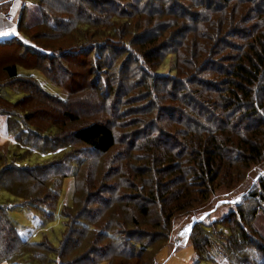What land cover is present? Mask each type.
Here are the masks:
<instances>
[{"label": "trees", "instance_id": "1", "mask_svg": "<svg viewBox=\"0 0 264 264\" xmlns=\"http://www.w3.org/2000/svg\"><path fill=\"white\" fill-rule=\"evenodd\" d=\"M85 1L24 0L17 21V39L0 42V49H6L0 55L21 51L24 56L33 58V61H26L27 66L12 61L11 56L0 58L3 59L0 61V86L20 85L24 93L15 102L0 93V114L9 117L7 128L13 139L10 150L0 149V190L14 198L33 202L35 207L45 210L46 215H52L56 210V195L62 190V185L59 188L56 184L58 176L54 172L59 171L63 182L74 163L81 169L89 162L92 156L88 155V159L86 153L107 155L120 137L115 126L87 122L73 112L71 104H80L81 96H76L74 102L59 98L56 110L50 108L46 101L48 93L42 85L24 78L19 68L42 72L52 80L54 70L66 71L69 75L66 63L73 67L81 63L77 74L70 75L82 80L95 78V82L91 88L86 84L77 91L83 94L99 91L91 100L90 94L85 96V103L108 109L112 107L109 93L114 95L117 92L110 86L113 79L104 77L107 75L105 71L108 68L111 71L115 63L121 61V70L129 80L126 81L128 85L125 82L127 87L121 83L118 89L128 91L130 88V91L140 92L134 98L146 97L151 104L148 109L149 113L152 112L151 122L139 135L140 149L147 156H129L127 160L134 158L136 164L131 166L125 162L115 167L105 179L107 181L113 175L110 187L101 184L95 192L88 191L89 186L84 187L87 197L83 205L80 203L83 199L75 198L74 191V200L77 199L74 208L79 209L65 216L73 220L76 227L71 225L72 228L64 234V241L54 252L36 251L41 243L31 244L29 239H22L14 224L0 220V264H35L29 260L21 262V253L14 247L17 244L25 245L28 252L23 251V254L42 260L41 264H54L56 258H51L54 255L57 260L65 259L68 264H91V255L100 251L103 244L109 246L111 241L112 253L121 259L119 264H157V252L149 260L148 257L158 239L166 242L171 238L176 218L192 216L201 219L207 213L208 217L194 225L189 237L200 263H211L209 253L215 237H211L207 229L225 225L229 243H223L231 258H238L241 264H264V229L253 221L260 215L264 217V175L255 187L250 185L251 188L248 186L244 190L240 203L244 202L245 206L235 205L220 220L214 218L216 212L210 213L221 200L212 203L223 186L221 182L236 176L240 178L241 173L235 169L232 172L234 165L241 163L248 170L262 166L264 0H223V6L214 0H207L208 3L206 0H89L92 4L110 8L101 10L98 17L93 14L92 19L86 14L89 3ZM154 5H157L156 9ZM155 10L158 14L154 13ZM225 10L230 11V17L224 15ZM144 15V21L149 17L147 23H138L137 17ZM87 20H91L89 25L82 23ZM78 33L81 34L79 38L75 36ZM66 37L74 41L68 42ZM233 37L235 42H232ZM190 46L194 51L187 52ZM234 51L238 54H233ZM170 54L175 55L177 62L166 75L154 67ZM161 75L164 82L160 86ZM182 87L185 89L183 93ZM164 101L169 104L165 106ZM154 108H159L156 115L152 111ZM165 113L169 120L158 126ZM37 116H42L43 120V116L46 117L47 123L39 122ZM164 125L174 131L180 126L178 137L171 132L162 135ZM65 132L74 137L76 145L81 146L80 150L70 153L73 145L65 143L68 134L65 139L63 135L58 137ZM161 135L171 140L179 139L177 143L182 150L172 154L173 145L164 149ZM62 143H65L63 147ZM129 145L133 146V143ZM127 149L131 148L128 146ZM42 151L54 157L52 162L60 154L62 158L58 170L57 164L52 165L39 176L36 169L41 164H35L32 156L42 154ZM138 161L145 162L144 166H138ZM183 161L187 167L182 165ZM162 167L169 171L166 176L160 172ZM14 171L36 173L23 177L26 184L24 195L19 193L22 189L17 187L12 176ZM80 176L79 179L83 180ZM235 184L228 188L230 192H235L241 185ZM122 189L123 195L120 193ZM91 203L97 209L88 213L85 209ZM101 206L106 208L99 209ZM4 207L0 205L2 214ZM120 213H123L122 217ZM85 214L90 216L83 217ZM94 230H99L100 234L90 237ZM41 252L43 256L35 255H41ZM109 258L104 261L114 264Z\"/></svg>", "mask_w": 264, "mask_h": 264}, {"label": "rangeland", "instance_id": "2", "mask_svg": "<svg viewBox=\"0 0 264 264\" xmlns=\"http://www.w3.org/2000/svg\"><path fill=\"white\" fill-rule=\"evenodd\" d=\"M35 1V0H34ZM218 2V5H222V1L223 0H214ZM86 3H89V6H87L86 10L89 11L86 14L90 16V19H92V16L94 14V16H100V12L101 10L104 11H108L110 8L104 7L103 6H98L97 4H92L91 1L86 0ZM206 3L207 0H206ZM157 6V5H156ZM154 5L153 8L156 7ZM213 6V5H212ZM101 8V9H100ZM240 9L242 7H239ZM156 9V8H155ZM162 10V9H161ZM227 10H229V8H227ZM226 11V10H225ZM157 10L154 11V13H156ZM160 12V9L158 11V13ZM153 13V14H154ZM156 13V14H158ZM230 11H226V13H224V15H228L229 17L231 16V14H229ZM155 14V15H156ZM145 16H141V17H137V22L138 23H142L144 22L145 24L147 23V19L144 21L143 19H145ZM240 16V15H239ZM139 18V19H138ZM143 18V19H142ZM200 18V17H198ZM197 20V18H196ZM228 19H226L227 21ZM91 20H87L86 22H82L83 24L89 25ZM75 28V27H74ZM76 30V29H74ZM83 32V31H82ZM84 33V32H83ZM76 37H80L81 34H76ZM17 39V38H16ZM68 42H73L74 39L71 37H66ZM61 40V39H60ZM66 41V40H64ZM232 42H235V39L233 37ZM189 46L188 45V41H186L185 43V47ZM6 48V47H4ZM189 50H186L187 52L190 51H194V47L190 46L188 47ZM6 49L1 50L0 49V53L4 52ZM184 53H186L184 51ZM233 54H238L236 51L232 52ZM118 53H116L115 56H117ZM9 56H11V60L12 61H18L21 64L26 65V61L30 60L33 61V58L31 57V55H28V57L24 56V54L21 51H18L17 53H7V54H2L0 55V58H9ZM81 56V55H79ZM83 56V55H82ZM80 58V57H78ZM180 58V57H179ZM3 59H1L0 61H2ZM163 59V58H162ZM159 60V62L161 61V63H156V69H159V72H163V74H169L171 69L174 67V65L177 62V58H175L174 54H170L167 55L163 60ZM218 62V61H217ZM56 63L59 66V61H56ZM219 63H222L221 61H219ZM13 64V63H12ZM81 63L75 64V66L77 67H73V65H70L69 63H66L67 69H68V73L69 75H67L64 71H56V70H52L53 74L51 75V79L47 78L45 76L44 73L42 72H37V71H29L26 70L24 68H19V72H21L22 76L24 78H30L33 82H37L40 85H42L43 89L48 93V95L46 96V101H47V105L56 110V101H59V98L62 100H69V101H73V99L76 98V96L79 98V96L82 97V99L79 100L78 105L75 104H71L72 110L74 113H77L81 116V118L87 122H102L105 123L107 125H111V126H115V131H117L118 133H120V137L118 138V141L115 145V148L107 155L102 154L103 156H101L100 154H94V153H86V156H92L89 159V162L87 161V163L85 165H83V167L81 169H79V166H77L76 163H74L73 168H69V174L63 182H61V176L58 175L59 171H55L54 175H57L58 177H56V184L57 186L60 188L62 185V190L60 195H56V210L54 212H52V215H46V211L42 210L40 207H35L33 202H26L22 199H17L14 198V196H12L11 194L7 193L4 190H0V205L5 206L4 210V214L0 213V220L2 221V223H12L14 224V226L16 227L17 231H18V235L22 238V239H29L31 244H39L41 243V247H36V251L40 250V251H48V253H50L51 251L54 252L57 248H59V246L62 244V242L64 241V234L68 233V231L74 226V221L67 218V215L73 211L76 213L77 210L79 208H74V206L76 205V200H74V191L76 192V196L75 198H78L81 200L83 199L80 203L81 205H83V203H85V199L87 197V195L84 194V187L89 186L88 191H93L95 192L97 189L100 188V185L102 184L103 187L105 185H107V187L111 186L114 179H113V175L112 177L109 179H107V181H105V179L108 177L109 173H112L114 170V168L119 167L120 164H124L125 162H127L129 165H134L136 164V161L134 158H131L130 160H127V158L129 156H138V154H140L141 157H146L147 154L146 152H143L140 149V134L145 130V127L151 122V119H149L150 115L152 114L149 113L148 109L149 107H151L150 101L149 99H147L146 97H143V99L140 100V98L142 97H135L137 96L140 92L137 91H130V88L128 89V91L126 89H118L119 85L122 83L125 85V82L129 79H125L126 77V73H124V70H121V61L115 63V66L112 68V70L110 71V69H106V74L104 75V77H107L110 81V86L112 85L115 89H116V94H111L109 93V97L111 99L112 102V107H108V109L105 106H100L98 104L95 103H85V96L87 97V95L90 94L89 96V100H91L93 97L96 96L95 93H100L99 91H95V93H87V94H83L81 92L77 91V88H81L82 86H85L86 84L90 85L88 86L89 88H91V85L95 82V78H91L88 77V80H82L81 78H77L74 77L70 74H77V72L80 70L79 67L81 68ZM208 66V65H207ZM228 66V63L225 65ZM107 67V65L105 66ZM105 69V68H104ZM103 69V70H104ZM128 71V69L126 70ZM132 73V71H131ZM207 76V75H205ZM150 77V76H149ZM162 75L159 78L158 84L161 86L164 82L163 78H161ZM131 78V77H130ZM155 79L157 80L158 77L155 76ZM134 80V79H133ZM150 80V79H149ZM25 81H29V79H25ZM127 84V82H126ZM128 85V84H127ZM110 86L108 88H110ZM127 87V86H126ZM107 88V89H108ZM181 87L178 88V91ZM182 93L185 90L184 87H182ZM196 88V87H195ZM92 90V89H91ZM104 91H106L104 88L102 89ZM0 93L5 96L7 99L15 102L19 99H21V97L24 96L23 93V89L19 86H0ZM163 94V93H162ZM165 94V93H164ZM108 97V98H109ZM84 99V101H83ZM74 102V101H73ZM83 102V103H82ZM114 103V104H113ZM164 104H166L165 106H167L169 103L168 101H164ZM176 106H179L178 104H176ZM159 108H157L158 110ZM157 110L154 108L153 114L156 115L157 114ZM132 111V114H127L128 112ZM140 111V114H139ZM148 112V113H147ZM56 113V111H55ZM146 113V115H145ZM127 115L125 117H121L122 115ZM177 116H180V114H177ZM39 118V119H38ZM44 120L42 119V116H37V119L39 122H41L42 124H46L47 123V118L44 117ZM168 115L167 113L163 114L162 118L159 120V125L161 124V126L163 124L166 123V121H168ZM9 121V117L5 114H0V149L1 150H7L11 147V145L13 144V139L8 131L7 128V124ZM130 127H127V125H130ZM184 125H186V122L184 123ZM165 126V125H164ZM114 128V127H113ZM161 128V127H160ZM159 128V129H160ZM69 130V128H68ZM128 130V131H127ZM164 131L161 132V134H168L169 132H171L172 134L175 133V136H177V131L180 130V126H178L176 128V130H172L171 128H168L165 126V128H163ZM128 132V138L126 137V133ZM66 134H68V138L67 141L65 143H72L73 148L70 151V153H74L75 151H78L81 149L80 145H76L75 140L73 139L74 137L70 136L69 132H65L60 133L58 135L62 136L63 135V139L66 138ZM123 134H125L123 136ZM160 136L162 141H164L163 144V148L167 149L169 148V146L173 145V148H175V150H172V154L175 152H177L179 149L182 150V146L178 145L177 142H180L179 139L177 140H171V138H168V136ZM178 137V136H177ZM176 139V138H175ZM183 144V141H181ZM65 143H62V147ZM133 143V146L129 145ZM169 144V145H166ZM130 147L131 149L128 151L127 147ZM10 150V149H9ZM47 151H49L48 149H46ZM47 151H42V154L36 155L34 154L33 157V161H35L34 163H38L41 164L37 167L36 172L39 174V176L45 174L47 172V170L52 167V165H56L58 170L59 168V163H60V159L61 154L59 155V157H56L55 162H52V160H54V157L50 156ZM128 151V152H127ZM69 153V152H68ZM120 154L123 155V157H120ZM165 157V155H164ZM121 160H120V159ZM165 160V159H163ZM186 160V159H184ZM119 161V162H118ZM51 162V163H50ZM185 161H183L182 165H184V167H187L188 164H184ZM138 166H144L145 162H140L138 161ZM131 165V166H132ZM262 165L261 168L259 167H253L250 168L249 170L246 169L245 165L239 163L233 166V170L232 172L234 173L235 170H237V173H241L240 178H236V177H232L233 179L229 180V179H225L223 182H221V184L223 185L221 188H219V190L217 191L216 196H214L212 203L215 204L216 201H218L215 205V209H213L212 211H210V213L212 212H216V214L214 215L215 219H219L220 217H223L224 215H227L230 213V211L232 209H234L235 205H241V206H245L246 204L244 202L240 203L242 201L243 196L245 195L244 190L247 189L248 186H252L255 187L256 183L258 182V180L260 179V177H262L264 175V156H263V162L260 164ZM93 166L94 169L93 170ZM168 165L164 166L165 168ZM162 167L163 171H160L161 174H165V176L168 174V170H164L165 168ZM164 168V169H163ZM235 169V170H234ZM30 170V169H27ZM72 170V171H71ZM78 170L80 171L77 175ZM131 171V170H129ZM35 173V171H23V172H19V171H14L12 174V176L14 177L16 183H17V187H20V189H22V191H19L20 194L24 195L25 191H24V187L26 188V184L23 183V177L25 175H31V173ZM16 173H20L21 175L18 176L16 175ZM24 174V175H22ZM81 174V176H80ZM111 175V174H110ZM18 176V177H17ZM79 176L81 177V179L83 178V180L79 179ZM235 176V175H234ZM19 181H21L22 183H19ZM238 182L237 184H241L239 189H237L235 192H230V187H234L235 182ZM61 182V183H60ZM88 184V185H87ZM219 184V183H218ZM235 184V185H237ZM24 185V186H23ZM99 186V187H98ZM250 186V188H251ZM229 188V189H228ZM123 191L124 189L120 190V193L123 195ZM57 192V191H56ZM57 197H58V201H57ZM121 198V197H119ZM225 204V205H224ZM209 205H211V202L209 203ZM123 205L120 203V207H122ZM208 206V205H207ZM220 206V208L218 209V207ZM73 210H72V209ZM80 208H83V210L85 209V206H80ZM105 209L106 207L101 206L99 209ZM248 209V207H246ZM67 209H71L68 210V212H66ZM97 208L94 206V204H90L85 210H87V212L89 213V211H93L95 212ZM218 209V210H217ZM217 210V211H216ZM124 214L125 211H122ZM67 213V215L65 216V214ZM123 213L121 214V217L123 216ZM89 215H84L83 217H88ZM110 217V214L108 215ZM156 215H152V217H154ZM151 217V219H152ZM189 217V218H188ZM179 216L176 218L174 226H173V231H172V235L171 238L166 240V242H160L161 240L158 239L157 242L155 243V245L153 246V252L152 255L148 257V260L153 257V253H156V260H157V264H204V263H200L197 260V252L194 249V247L191 245V243L189 242V237L190 234L192 233L193 229L190 228V225L192 224V222L194 220H200L197 219L195 217L192 216ZM208 217V213L205 214L204 216H202L201 221H203L204 219H206ZM259 218L257 220H253L256 224V226L262 227L264 229V217L262 215L258 216ZM107 218V216H106ZM121 220H123L122 218H120ZM252 219V218H251ZM220 220V219H219ZM211 221V220H210ZM253 222V223H254ZM72 225V226H71ZM207 225H209V222L207 223ZM194 228V227H193ZM97 230V229H96ZM209 231V233L211 234V237H215L214 238V245L212 246V248L210 249V256L209 258L211 259V263L209 264H241L240 261L238 260V258L233 257L231 258L230 253H227L225 250V243L223 242H227L229 243L228 240V233H227V229L225 227V225H221L218 229H211L208 228L207 229ZM116 232V231H114ZM226 232V234H225ZM208 233V234H209ZM100 234V231H96L95 230L90 233V237H92L93 235H97ZM226 235L225 237H222ZM160 242V243H159ZM112 241L109 242V246L106 247L105 244L102 245V247H100V251L98 250V252L95 255H91L90 257V262L91 264H108L107 262H105L104 260H106L107 258H109V261H114V264H119L120 260L117 257V254H113L112 250ZM44 245V249L46 250H42ZM15 248L19 249L18 252L21 253V262L29 260L30 262H33L35 264H41L42 260H34L33 257L30 256H25V254H23V251H27L28 250L25 248V245H15ZM84 250H87V248H84ZM230 252V251H229ZM42 254L40 255L39 253H36V256H43V252H41ZM236 256V255H234ZM55 257L56 261H54V264H68L66 262V260L63 259L62 260H57L56 255L51 256V258ZM49 259V257H47ZM53 260V259H51ZM53 262V261H52ZM1 264H9L8 262H3Z\"/></svg>", "mask_w": 264, "mask_h": 264}, {"label": "crops", "instance_id": "3", "mask_svg": "<svg viewBox=\"0 0 264 264\" xmlns=\"http://www.w3.org/2000/svg\"><path fill=\"white\" fill-rule=\"evenodd\" d=\"M24 0H0V42L16 39L19 35L17 21L24 7Z\"/></svg>", "mask_w": 264, "mask_h": 264}, {"label": "water", "instance_id": "4", "mask_svg": "<svg viewBox=\"0 0 264 264\" xmlns=\"http://www.w3.org/2000/svg\"><path fill=\"white\" fill-rule=\"evenodd\" d=\"M199 221H201V219H200V220H194V221L192 222V224L190 225V228L193 229L194 225H195L197 222H199Z\"/></svg>", "mask_w": 264, "mask_h": 264}, {"label": "snow or ice", "instance_id": "5", "mask_svg": "<svg viewBox=\"0 0 264 264\" xmlns=\"http://www.w3.org/2000/svg\"><path fill=\"white\" fill-rule=\"evenodd\" d=\"M6 33L0 32V35H5ZM25 43H27V41H25Z\"/></svg>", "mask_w": 264, "mask_h": 264}]
</instances>
